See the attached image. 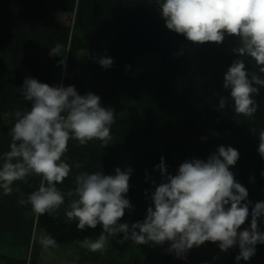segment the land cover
<instances>
[{
    "label": "trees",
    "instance_id": "1",
    "mask_svg": "<svg viewBox=\"0 0 264 264\" xmlns=\"http://www.w3.org/2000/svg\"><path fill=\"white\" fill-rule=\"evenodd\" d=\"M161 2L0 0V166L10 151L16 111L31 108V102L20 94L24 79L31 77L50 86H75L81 95L96 94L102 106L114 111L112 141L107 146L99 140L85 145L69 141L63 159L73 168L57 185L61 192L75 187L74 176L79 172L114 175L117 167L122 171L130 167L126 198L133 207L125 210L121 222L131 225L146 217L152 206L150 197L164 180L155 167L161 157L167 174L175 175L183 162L206 161L223 145L240 154L230 171L248 190L249 210L264 201V158L257 151L258 133L264 130V87L257 86L258 107L252 117L236 114L223 80L238 58L233 52L238 38L226 37L219 45L193 44L166 27L159 12ZM57 45L60 55H50ZM105 56L113 60L108 69L98 63ZM142 56L158 57L157 72L136 69V59ZM241 59L250 74L264 79L254 60ZM220 97H229L224 108L219 106ZM75 163L81 167L75 168ZM41 179L33 174L26 181H16L10 194L0 187V264H38L41 237H33L36 230L55 239L56 245L48 249L72 244L78 259L87 264H116L111 259L121 248L118 242L109 244L104 259L81 246L85 237L93 236L89 228L78 230L77 222L66 216L74 197L65 195L61 211L52 215L33 211L27 200ZM250 222L249 216L241 230L249 228ZM258 224L264 231V217ZM93 230L102 232V226ZM238 254V245L228 249L222 264H264V244L256 245L248 261L237 262Z\"/></svg>",
    "mask_w": 264,
    "mask_h": 264
},
{
    "label": "clouds",
    "instance_id": "2",
    "mask_svg": "<svg viewBox=\"0 0 264 264\" xmlns=\"http://www.w3.org/2000/svg\"><path fill=\"white\" fill-rule=\"evenodd\" d=\"M159 12L169 30L193 44L219 45L226 37L238 38L239 46L233 48L238 58L225 72L223 87L230 92L235 113L252 117L258 107L254 96L264 87V79L250 74L241 57H250L264 74V0H162ZM50 55H60V46L51 48ZM98 63L108 69L113 60L105 56ZM20 94L31 102V108L15 113L10 151L0 166V187L10 194L14 182L26 181L33 174L40 176L38 190L27 200L38 215H52L65 203V195L74 197L66 212L68 220L76 221L81 231L102 226L99 237H85L82 247L103 252L108 237L122 233L121 244L129 240L138 245L169 242L168 251L177 258H184L190 249L205 242L217 243L223 252L238 245L235 259L239 262L248 261L255 255L256 245L264 244V231L258 224L264 217V201L249 210L248 190L230 171L240 156L234 147L221 145L206 161H185L175 175L167 174L161 157L155 167L164 180L150 197L152 206L142 221L129 225L121 219L125 210L133 207L126 198L130 167L123 171L117 167L114 175L79 172L74 176L75 187L66 194L57 187L72 172L73 165L63 159L69 141L85 145L99 140L107 146L112 141L114 111L102 106L96 94L81 95L75 86H50L31 77L24 79ZM228 102L229 97L219 98L221 108ZM258 138L257 151L264 158V130ZM74 166L79 169L81 164ZM249 216L250 227L241 230ZM40 243L45 248L56 245L51 236H42Z\"/></svg>",
    "mask_w": 264,
    "mask_h": 264
},
{
    "label": "rangeland",
    "instance_id": "3",
    "mask_svg": "<svg viewBox=\"0 0 264 264\" xmlns=\"http://www.w3.org/2000/svg\"><path fill=\"white\" fill-rule=\"evenodd\" d=\"M136 69L140 72L149 74L157 72L159 68V59L157 56H142L136 59ZM62 207V206H60ZM61 211V208L58 209ZM93 240L99 237L101 232H95L89 228ZM34 238L42 237V232L36 230ZM123 234L109 236L108 242L103 252L97 251L98 257L104 259L107 257V249L110 243L118 242L122 239ZM119 243V242H118ZM120 249L112 260L116 264H222L225 252L221 251L217 243L205 242L200 247L190 249L184 258H177L174 252H169V242L162 245L143 244L138 245L132 241L119 243ZM72 244L64 245L58 250H52L40 245L39 263L38 264H87L78 259V251L71 247ZM125 254V256H122ZM109 259H106L108 261Z\"/></svg>",
    "mask_w": 264,
    "mask_h": 264
}]
</instances>
